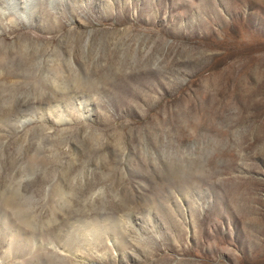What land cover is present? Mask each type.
Returning a JSON list of instances; mask_svg holds the SVG:
<instances>
[{
  "label": "rangeland",
  "instance_id": "1",
  "mask_svg": "<svg viewBox=\"0 0 264 264\" xmlns=\"http://www.w3.org/2000/svg\"><path fill=\"white\" fill-rule=\"evenodd\" d=\"M0 264H264V0H0Z\"/></svg>",
  "mask_w": 264,
  "mask_h": 264
}]
</instances>
